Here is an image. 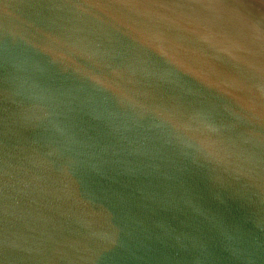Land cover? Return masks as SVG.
I'll list each match as a JSON object with an SVG mask.
<instances>
[{
	"label": "water",
	"instance_id": "water-1",
	"mask_svg": "<svg viewBox=\"0 0 264 264\" xmlns=\"http://www.w3.org/2000/svg\"><path fill=\"white\" fill-rule=\"evenodd\" d=\"M0 264H264V0H0Z\"/></svg>",
	"mask_w": 264,
	"mask_h": 264
}]
</instances>
